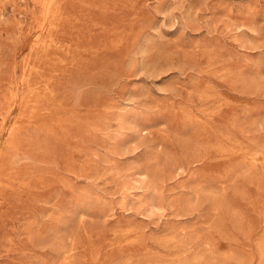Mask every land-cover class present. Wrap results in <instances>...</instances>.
Returning <instances> with one entry per match:
<instances>
[{"label":"rangeland","instance_id":"rangeland-1","mask_svg":"<svg viewBox=\"0 0 264 264\" xmlns=\"http://www.w3.org/2000/svg\"><path fill=\"white\" fill-rule=\"evenodd\" d=\"M48 1L0 0V264H264V0Z\"/></svg>","mask_w":264,"mask_h":264},{"label":"bare ground","instance_id":"bare-ground-1","mask_svg":"<svg viewBox=\"0 0 264 264\" xmlns=\"http://www.w3.org/2000/svg\"><path fill=\"white\" fill-rule=\"evenodd\" d=\"M49 5H50V2L48 0H44L43 4H42V7H43V12L45 15L48 14V12H50L49 10ZM51 6V5H50ZM51 8V7H50Z\"/></svg>","mask_w":264,"mask_h":264}]
</instances>
